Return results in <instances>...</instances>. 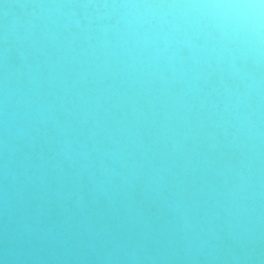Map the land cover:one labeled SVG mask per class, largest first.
<instances>
[{"label":"clouds","instance_id":"clouds-1","mask_svg":"<svg viewBox=\"0 0 264 264\" xmlns=\"http://www.w3.org/2000/svg\"><path fill=\"white\" fill-rule=\"evenodd\" d=\"M5 208L53 258L264 264V0H0Z\"/></svg>","mask_w":264,"mask_h":264},{"label":"water","instance_id":"water-1","mask_svg":"<svg viewBox=\"0 0 264 264\" xmlns=\"http://www.w3.org/2000/svg\"><path fill=\"white\" fill-rule=\"evenodd\" d=\"M96 219L98 220L101 212L99 209L95 210ZM43 214H41L42 216ZM16 220L20 217L17 215ZM82 227L87 228V221L81 217ZM13 224V219L10 217L7 208L0 211V258L3 259V264H87L86 261H76L65 258H53L51 254L47 252L32 251L28 249L24 244H10L9 241L13 238L9 228ZM36 224L33 221H29L26 225V229H32Z\"/></svg>","mask_w":264,"mask_h":264}]
</instances>
